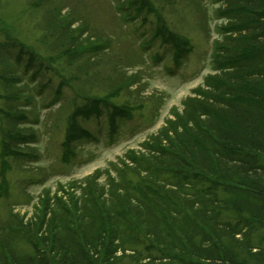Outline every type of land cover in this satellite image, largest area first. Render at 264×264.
<instances>
[{
  "label": "rangeland",
  "instance_id": "rangeland-1",
  "mask_svg": "<svg viewBox=\"0 0 264 264\" xmlns=\"http://www.w3.org/2000/svg\"><path fill=\"white\" fill-rule=\"evenodd\" d=\"M123 1L0 0V257L34 255L28 241L12 231L36 217L43 197H62L73 210L75 199L87 201L94 177L100 193L112 190L110 183L119 181L121 171L140 182L143 174L130 160L148 155L167 121L187 115L186 102L197 103L198 91L204 92L206 80L216 74L214 42L221 40L218 27L227 21L216 18L215 0H148L157 15L144 18L133 11L128 22L118 14ZM161 25L188 44L179 59L170 45L154 39ZM78 47L86 49L73 57ZM28 51L44 64L41 68L29 66ZM89 98L109 99L126 108L130 119L119 120L113 138L107 115L79 119L94 142L75 144L65 161L70 117ZM21 115L26 119L17 118ZM8 132L36 137L34 144L18 140L15 146L32 158L4 155L5 143L14 144ZM257 230L252 243L258 255L264 253V226ZM224 243L234 250L232 242ZM136 247L119 252L116 264H182ZM240 257L264 264L251 253Z\"/></svg>",
  "mask_w": 264,
  "mask_h": 264
},
{
  "label": "trees",
  "instance_id": "trees-1",
  "mask_svg": "<svg viewBox=\"0 0 264 264\" xmlns=\"http://www.w3.org/2000/svg\"><path fill=\"white\" fill-rule=\"evenodd\" d=\"M130 1L138 11L157 15L150 1ZM217 4L219 19L227 24L220 27L216 74L198 91L197 103L186 102L187 115L167 121L161 137L150 141L149 154L131 159L135 172L143 174L140 182L121 171L112 190L100 193L94 177L87 201L75 199L73 210L62 197H43L36 217L12 231L28 241L34 255L12 252L8 260L0 257V264H116L119 251L136 246L182 264H248L241 253L264 263V253H253L252 243L264 226V0ZM156 36L179 55L188 50L165 25ZM78 48L73 57L86 49ZM108 103L91 98L71 115L65 145L87 136L79 117L100 113L103 105L109 109ZM111 109L114 125L125 108ZM19 136L8 132L14 144L6 142L4 150L24 158L14 149L25 138Z\"/></svg>",
  "mask_w": 264,
  "mask_h": 264
}]
</instances>
